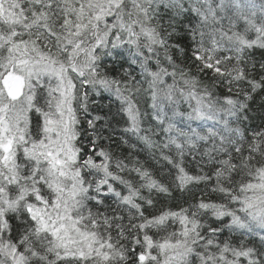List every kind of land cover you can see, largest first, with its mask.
<instances>
[{
  "label": "snow or ice",
  "instance_id": "1",
  "mask_svg": "<svg viewBox=\"0 0 264 264\" xmlns=\"http://www.w3.org/2000/svg\"><path fill=\"white\" fill-rule=\"evenodd\" d=\"M261 93L264 0H0V264H264Z\"/></svg>",
  "mask_w": 264,
  "mask_h": 264
},
{
  "label": "trees",
  "instance_id": "2",
  "mask_svg": "<svg viewBox=\"0 0 264 264\" xmlns=\"http://www.w3.org/2000/svg\"><path fill=\"white\" fill-rule=\"evenodd\" d=\"M255 55H256L257 58H259V57L261 56V52H260V50H256ZM77 83H78V82H77ZM261 95H264V93H261ZM93 98L100 100V98H98V97H93ZM258 101H259V97H257V103H258ZM100 103H101V104H106V103H107V94H106V93L104 94V99L100 100ZM260 124H261V121H260L259 118H257V119L254 121V126H258V125H260ZM141 159H143V156H141ZM177 203H178V202H176V201L170 202V205H169V206L175 208ZM158 207H159V206H158ZM176 227H179V225L177 224Z\"/></svg>",
  "mask_w": 264,
  "mask_h": 264
}]
</instances>
